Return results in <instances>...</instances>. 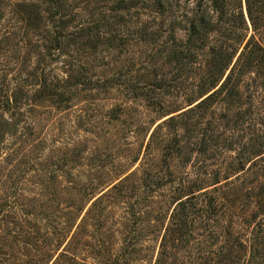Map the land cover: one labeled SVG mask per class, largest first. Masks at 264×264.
I'll use <instances>...</instances> for the list:
<instances>
[{"label":"rangeland","instance_id":"1","mask_svg":"<svg viewBox=\"0 0 264 264\" xmlns=\"http://www.w3.org/2000/svg\"><path fill=\"white\" fill-rule=\"evenodd\" d=\"M15 1L0 0V264H264V153L252 159L253 143L264 151V68L245 74L238 106L217 105L226 118H199L203 135L190 131L196 113L151 139L190 107L202 70L160 55L134 18L102 21L93 49L49 54L46 26H25ZM75 70L92 82L66 79ZM176 134L186 146L168 158ZM197 174L221 181L205 189L222 216L205 224L200 198L187 233H171L177 187Z\"/></svg>","mask_w":264,"mask_h":264},{"label":"trees","instance_id":"2","mask_svg":"<svg viewBox=\"0 0 264 264\" xmlns=\"http://www.w3.org/2000/svg\"><path fill=\"white\" fill-rule=\"evenodd\" d=\"M79 3L80 0H16L13 7L25 26L38 27L39 23H44L48 35L45 51L49 54L66 53L65 50L72 48L93 49L100 41L90 39V36L95 30L98 35L101 34L102 21L116 24L134 18L145 22L138 28L143 39L152 38L157 42L160 39V55H170L176 64H189V68L195 72L202 70L194 83L193 96L188 97L190 107L158 123L150 135L151 139L166 123L189 119L190 115L195 116L196 113L190 129L193 133L204 130L203 125L199 126V118L206 115H215L218 124L217 121L226 118L227 114L219 113L217 105L238 106L244 95L243 88L249 84L244 79L245 74L256 69L255 74L258 75V70L264 68V0H111L95 8L98 10L87 12L85 17H81L77 11ZM148 23L154 26H148ZM178 31L183 32L182 40L176 36ZM200 60L203 61L202 66L199 65ZM77 66L84 69L80 64ZM66 79L82 84L92 82L91 78L82 76L76 70ZM250 79L254 82V78ZM261 82L264 84V78ZM247 96L252 99L251 93ZM257 144L252 145V159L264 153ZM185 146L181 143V135L176 134L174 145L167 144L164 154L168 158L180 155ZM194 148L203 153L207 144L200 139ZM225 148L231 149L230 145ZM212 178V182L207 184L197 174L187 185L180 183L177 189L185 193L175 200L169 232L180 235L187 233L182 228L187 219L192 221L193 216L192 219L189 216L196 215L204 208L196 206L195 201L200 198L209 199L208 214L204 215L203 222L209 225L212 218L217 219L214 222L220 219L223 204L217 202L212 191L205 189L221 182L217 180L218 177ZM212 233L220 235L216 231ZM254 250L259 252L258 247H254Z\"/></svg>","mask_w":264,"mask_h":264},{"label":"water","instance_id":"3","mask_svg":"<svg viewBox=\"0 0 264 264\" xmlns=\"http://www.w3.org/2000/svg\"><path fill=\"white\" fill-rule=\"evenodd\" d=\"M245 10V9H244Z\"/></svg>","mask_w":264,"mask_h":264}]
</instances>
